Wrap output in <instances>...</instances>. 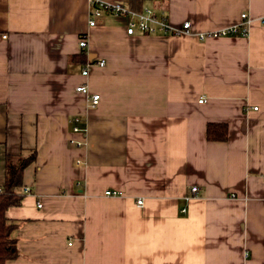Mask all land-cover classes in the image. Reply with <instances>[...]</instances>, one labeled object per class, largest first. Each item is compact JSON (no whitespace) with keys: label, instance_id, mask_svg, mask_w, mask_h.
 Listing matches in <instances>:
<instances>
[{"label":"crops","instance_id":"crops-1","mask_svg":"<svg viewBox=\"0 0 264 264\" xmlns=\"http://www.w3.org/2000/svg\"><path fill=\"white\" fill-rule=\"evenodd\" d=\"M97 1L192 33L91 27L90 0H0V191L6 157L37 152L8 264H264V0ZM244 13L249 37L199 38Z\"/></svg>","mask_w":264,"mask_h":264},{"label":"built area","instance_id":"built-area-1","mask_svg":"<svg viewBox=\"0 0 264 264\" xmlns=\"http://www.w3.org/2000/svg\"><path fill=\"white\" fill-rule=\"evenodd\" d=\"M91 4V12H90V21L89 25L91 27L97 26L99 20L104 17L103 15L105 13L116 15V16H122L126 18L127 20V33L129 35H134L135 33L140 32L143 35H161V36H176V35H182V34H191V24L189 22H185L183 26L180 29H174L168 22V18L165 15L157 14L154 10L150 8H145L141 11H136L129 9L125 7L122 4H110V3H104L99 2L97 0H90ZM241 23L239 25H234L229 28H226L221 31L206 33V34H200V39H205L208 37H220V36H236L241 35L245 37H249L250 32L247 28V24H249L250 20L248 18V15L246 13L241 15ZM80 48L85 49L87 45L86 38L80 39ZM94 64L88 63L87 67L83 70L82 76L87 77L89 74L88 68L90 66H93ZM97 65L104 66L105 62L100 61L97 62ZM79 92H83L86 94H89L88 88L85 85H81L77 88ZM100 95L99 94H91L88 98V104L90 107L94 108L97 107L100 103ZM203 101V100H202ZM200 101V102H202ZM72 122L75 124L74 131L79 132L80 128L78 126V123L80 122L79 116L74 117L72 119ZM83 142L77 141L78 147L81 146ZM78 163H80L78 161ZM24 194H29L30 189L24 188ZM198 187H192V193H197ZM107 196L110 195H116L117 192H112L111 190H108L107 193H105ZM143 201L139 200L138 204L142 205ZM39 207H41V204H39ZM182 212H186V209L184 208Z\"/></svg>","mask_w":264,"mask_h":264},{"label":"trees","instance_id":"trees-1","mask_svg":"<svg viewBox=\"0 0 264 264\" xmlns=\"http://www.w3.org/2000/svg\"><path fill=\"white\" fill-rule=\"evenodd\" d=\"M206 134L208 141L224 142L228 140V124L209 123ZM36 156L37 152L34 150L28 157H6V179L0 191V264H8L19 257L17 240L12 235L16 226L10 223L7 211L22 204L24 171L36 160Z\"/></svg>","mask_w":264,"mask_h":264}]
</instances>
